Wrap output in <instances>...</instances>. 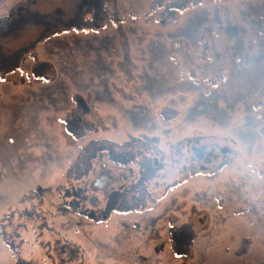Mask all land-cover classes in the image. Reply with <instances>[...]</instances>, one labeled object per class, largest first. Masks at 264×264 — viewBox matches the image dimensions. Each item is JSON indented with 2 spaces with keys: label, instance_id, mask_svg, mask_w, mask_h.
Masks as SVG:
<instances>
[{
  "label": "rangeland",
  "instance_id": "obj_1",
  "mask_svg": "<svg viewBox=\"0 0 264 264\" xmlns=\"http://www.w3.org/2000/svg\"><path fill=\"white\" fill-rule=\"evenodd\" d=\"M83 2L0 0L17 14L0 25V264H264V0H120L101 33L73 29ZM97 139L164 156L105 146L67 181ZM98 163L113 186L94 192ZM144 185L146 209L98 221Z\"/></svg>",
  "mask_w": 264,
  "mask_h": 264
},
{
  "label": "trees",
  "instance_id": "obj_2",
  "mask_svg": "<svg viewBox=\"0 0 264 264\" xmlns=\"http://www.w3.org/2000/svg\"><path fill=\"white\" fill-rule=\"evenodd\" d=\"M120 0H84L81 8V12L77 18V22L75 24V27L73 29L75 30H90L93 33H101L104 32L109 25H117L120 21L121 14L118 8ZM28 17H30L29 13H26ZM16 12H11L9 15L0 18V25L3 26V28H8L10 24L12 23L13 19L16 17ZM53 18L49 15L42 16L35 18L33 23L34 24H43V23H52ZM48 33V30H47ZM54 32H52L53 34ZM49 35L48 36H52ZM35 71L37 72V68H35ZM40 75L37 74V77ZM222 79H220L221 81ZM256 110H264V85L261 86V88L256 93V104L254 106ZM183 141L178 142L175 146H172L173 150H176L179 145L182 144ZM109 147L113 150H141L144 154H150V153H157L160 156H164L162 150L160 147H158L155 143H151L148 141L143 142H128V143H119L113 140L109 139H97L89 142L87 145L83 146L77 156L71 160L69 163V166L66 170V180L69 181L71 179L81 180L84 179L85 175L88 173H91V168L89 167V161L92 158L93 154L97 152L102 147ZM99 165V163H98ZM99 167L102 169L103 164H100ZM104 169V167H103ZM102 169V170H103ZM101 170V171H102ZM87 173V174H86ZM113 186V185H112ZM104 187V186H103ZM128 187L125 186L123 191L126 190ZM62 187L57 188V192L60 193ZM92 188V186H91ZM106 188V186L104 187ZM104 191L105 189H94L92 191ZM32 194L37 195L36 192H30L29 194L23 196L19 204H24L28 202V195ZM151 193L148 190L145 185L142 188H138L135 192L132 193V195L129 198H123L122 196L120 198H114L115 202H117L110 210L107 212L101 213L99 211V214L97 213L96 216H98V221H105L108 218V215L111 214H124L126 212H135L140 211L143 209H146V204H148L151 199ZM83 201V199H82ZM111 200L109 199V202ZM114 202V203H115ZM81 204H83L81 202ZM66 208V207H65ZM83 209V208H82ZM99 210V209H98ZM71 211V209H70ZM79 211V210H78ZM87 212V210H84ZM71 212L77 213V211L73 210ZM87 216H84L88 218L89 220L94 221L91 219L92 217L89 214H86ZM90 217H89V216ZM97 218V217H96ZM186 231V233H185ZM250 238L244 239L241 243L240 249L236 252V255L238 257L245 256L246 250L248 246L250 245L251 241ZM170 242H171V254L173 256H177L178 254H181V252L186 247H191L194 244V237L192 236V233L189 231V229L186 228V226L182 228H178L177 230H174L170 233Z\"/></svg>",
  "mask_w": 264,
  "mask_h": 264
},
{
  "label": "flooded vegetation",
  "instance_id": "obj_3",
  "mask_svg": "<svg viewBox=\"0 0 264 264\" xmlns=\"http://www.w3.org/2000/svg\"><path fill=\"white\" fill-rule=\"evenodd\" d=\"M101 178L102 181L104 182V187L106 186V188H102V189H105V190H108L112 185H111V180H110V173L108 171H100V174L97 176V179ZM92 190L96 189L95 186H92L91 188ZM24 263L26 261H23Z\"/></svg>",
  "mask_w": 264,
  "mask_h": 264
},
{
  "label": "water",
  "instance_id": "obj_4",
  "mask_svg": "<svg viewBox=\"0 0 264 264\" xmlns=\"http://www.w3.org/2000/svg\"><path fill=\"white\" fill-rule=\"evenodd\" d=\"M196 157L199 159V160H201L202 158H203V152L202 151H197L196 152ZM103 185H104V182L102 181V179H98L97 180V182H96V184H95V187L97 188V189H101V188H103Z\"/></svg>",
  "mask_w": 264,
  "mask_h": 264
}]
</instances>
